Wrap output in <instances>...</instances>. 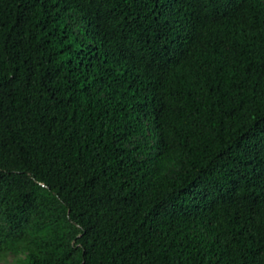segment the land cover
Instances as JSON below:
<instances>
[{
  "label": "trees",
  "instance_id": "obj_1",
  "mask_svg": "<svg viewBox=\"0 0 264 264\" xmlns=\"http://www.w3.org/2000/svg\"><path fill=\"white\" fill-rule=\"evenodd\" d=\"M0 262L264 264V0H0Z\"/></svg>",
  "mask_w": 264,
  "mask_h": 264
},
{
  "label": "rangeland",
  "instance_id": "obj_2",
  "mask_svg": "<svg viewBox=\"0 0 264 264\" xmlns=\"http://www.w3.org/2000/svg\"><path fill=\"white\" fill-rule=\"evenodd\" d=\"M0 264H3L2 262H0Z\"/></svg>",
  "mask_w": 264,
  "mask_h": 264
}]
</instances>
